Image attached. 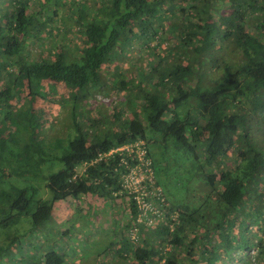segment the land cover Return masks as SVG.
I'll list each match as a JSON object with an SVG mask.
<instances>
[{"label":"trees","instance_id":"trees-1","mask_svg":"<svg viewBox=\"0 0 264 264\" xmlns=\"http://www.w3.org/2000/svg\"><path fill=\"white\" fill-rule=\"evenodd\" d=\"M166 31L178 58L165 63L168 49L155 50ZM134 41L150 48L149 69L110 71ZM52 84L61 89L47 93ZM110 87L125 93L108 103L112 120L97 125L98 112L81 121L82 106ZM55 94L68 96L73 124L44 144ZM148 127L180 147L208 187L201 207L182 209L156 180L164 196L152 201L164 212L152 223L137 221L123 182L139 157L108 154L143 141L152 159ZM87 195L128 198L135 231L116 249L96 248L107 253L94 264H246L241 253L252 249L264 264V0H0V264H67L68 252L49 244L67 234L52 235L54 212Z\"/></svg>","mask_w":264,"mask_h":264},{"label":"rangeland","instance_id":"rangeland-1","mask_svg":"<svg viewBox=\"0 0 264 264\" xmlns=\"http://www.w3.org/2000/svg\"><path fill=\"white\" fill-rule=\"evenodd\" d=\"M166 32V38L155 50L156 52H159L164 48L171 50L168 53V50L165 49V63L173 62L175 58H178V55H176L173 51L175 46L173 43L174 38L172 34H170L171 32ZM71 36L72 33L69 32L66 39L69 40ZM151 44L153 45L154 42ZM149 50L150 48L144 47L138 41L132 42L131 45L125 48L123 52L118 53L119 55L115 58V62L110 66V71H113L114 65L118 64L122 67V71L126 70L125 75L126 78H128L130 73L134 72L135 67L140 66L142 69H149V62L151 59L149 58L151 56ZM57 89L60 90L61 87H59L58 84H52L48 87V89H46V91L47 93H53L54 91H57ZM124 94V91H116L113 87L108 89L105 96L96 93L95 98L100 100L101 103H98L99 105L94 103L89 106H82L81 110L84 113L79 117L80 120L84 121L85 117L88 115L94 116V114H98L99 112L103 114V116L96 117V123L98 125L99 120V125L103 127V118H108V121L106 122L107 124L110 120H112V114L114 112V109L112 108L113 105L110 106L108 103L112 102V104H114L117 101H122ZM49 97L50 99L48 101L51 102L52 107H50V104H48V107L53 109L51 112L52 115L46 119L45 126H43V128L38 132L42 142L36 140L37 142L44 144H52L55 143L57 139L62 140L65 138L70 132V127L73 124V113L70 109L72 104L64 101V99L66 100L68 96L61 97L58 94H55L52 96L49 95ZM52 101H54V103H58V108ZM60 102H64L61 108L59 104ZM87 110L88 113L86 112ZM128 113L130 112L126 111V115L129 116ZM110 126L114 127L115 124H110ZM101 127H98V129ZM145 132L147 135L148 149L153 159V169L150 168L149 176L150 172L153 170L154 178L156 176L155 180H157L161 187H163L165 191L164 195H166L169 201L174 205L182 209L201 207V204L207 200L205 193L207 192L208 187L204 184V182L198 179V176L194 175L193 165L186 160L184 151L180 147L176 146L172 140H164L159 133L154 132L149 127L146 128ZM24 139V141H21L20 143L21 146L25 144L27 146V142L29 141L28 135H25ZM34 155L35 152L33 153V156ZM130 185L136 189L140 188L139 183L134 180L130 182ZM122 201L128 205L129 199L123 198L121 201L119 199L105 200L102 198L99 199L97 195H87L80 197L79 199L68 200L66 206H59L55 209V214L59 212L56 214L55 220L52 223L56 229L50 228L52 235L55 233V230L56 232L58 231V234L60 231L67 230V234L64 237H58V240L54 241V239L57 238L56 235L53 237V240H49V244L54 242L55 248L58 250L64 249L65 252H68V256L66 257V262L68 261L67 264H94L96 260L100 261L98 259L99 256L103 259V262H105L104 257L107 251L104 250V252H102L100 250L101 252H97L98 250L96 248H99L100 246L103 247L106 244L110 245L111 249H116L117 246H115V243L120 235L131 233V235L134 236L135 231L132 221L130 220V207L129 205L126 207L125 204L121 205L119 202ZM208 202L210 205H215L214 198L209 199ZM56 205H60V203H57ZM118 213H120L122 219H125L127 222L125 224L127 225H123L124 220H122V222L119 221V224L117 223V216L120 217ZM27 223H29V217ZM69 233H72L73 236L69 237ZM37 239L38 241H47L46 238H41L40 236H38ZM83 241L84 245L87 246L85 249L77 250L73 248L75 245H78ZM242 253L241 255H244V262L246 261V264H259L257 260H254L256 255L253 249L248 252L249 256H246V252ZM108 261H113L114 264L124 263V260L118 256L112 257V259H108ZM98 264L100 263L98 262ZM232 264H236V260L235 262H232Z\"/></svg>","mask_w":264,"mask_h":264},{"label":"built area","instance_id":"built-area-1","mask_svg":"<svg viewBox=\"0 0 264 264\" xmlns=\"http://www.w3.org/2000/svg\"><path fill=\"white\" fill-rule=\"evenodd\" d=\"M120 151H134L139 157L140 161L135 166L131 167L129 171L125 173V175H123V182L125 184V187L130 192L135 193L133 198H135L136 203L138 204V207L141 210V212L137 216V221H145L147 223H152L155 217H163L161 216V214L162 212H164L156 209L152 201L153 199L159 197L163 199L164 196L161 187L157 186L156 184V180L153 175V170L150 172L149 176L150 168L153 169L152 159L147 156V150L144 146L143 141L129 143L112 148L108 152V154L116 152L120 153ZM132 180L139 183V189H136L132 185H130V182Z\"/></svg>","mask_w":264,"mask_h":264}]
</instances>
